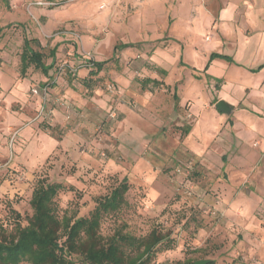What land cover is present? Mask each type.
Wrapping results in <instances>:
<instances>
[{"label": "rangeland", "instance_id": "1", "mask_svg": "<svg viewBox=\"0 0 264 264\" xmlns=\"http://www.w3.org/2000/svg\"><path fill=\"white\" fill-rule=\"evenodd\" d=\"M225 3L255 2L0 1V232L28 223L38 180L61 184L58 212L78 218L127 178L125 205L102 220L105 238L158 228L175 246L151 264H264V120L240 139L230 116L190 143L193 99L181 108L174 97L189 72L182 61L204 62L189 48L182 60L181 48ZM33 48L48 72L27 58ZM151 76L160 83L143 88Z\"/></svg>", "mask_w": 264, "mask_h": 264}, {"label": "crops", "instance_id": "2", "mask_svg": "<svg viewBox=\"0 0 264 264\" xmlns=\"http://www.w3.org/2000/svg\"><path fill=\"white\" fill-rule=\"evenodd\" d=\"M254 2L246 5L243 10L237 4L225 3L219 10V20H212L206 26L197 25L193 39L195 41L181 48V59H186L189 48L204 61L202 67L193 66L190 59L187 63L182 61V66L188 67L186 69L189 72H182L180 75L182 91L180 89L178 93L179 88L175 86L174 97L176 100L180 99L181 108L186 106L189 99H193L189 110L195 116V121L184 132L190 137V143L195 136L204 138L206 133L215 134L221 121H227L230 116L236 117L232 127H235V134L240 139L251 124L261 125L264 120L261 113L264 109V0ZM241 12L244 13L245 20L239 23L235 20L240 17ZM207 33L213 35V39L208 42L204 39ZM213 54L225 55L231 60L212 58ZM206 62L208 65H205ZM126 74L129 76L127 72ZM160 80L157 76H151L142 80L141 85L146 88L149 83L157 85ZM168 83L170 82L166 80V84ZM184 89H190L188 92L191 93L183 95L181 92ZM214 100L215 107L212 108L209 103ZM219 101L226 102L231 113L218 110L216 104Z\"/></svg>", "mask_w": 264, "mask_h": 264}, {"label": "trees", "instance_id": "3", "mask_svg": "<svg viewBox=\"0 0 264 264\" xmlns=\"http://www.w3.org/2000/svg\"><path fill=\"white\" fill-rule=\"evenodd\" d=\"M9 6V0H0ZM32 41L37 42L35 38ZM29 40H27V43ZM131 44H125L130 46ZM27 57L45 72L44 55L34 48ZM231 60L228 56L213 54ZM101 69V63H94ZM130 185L124 178L110 193L97 198L89 216L73 218L60 215L56 205L62 185L38 180L31 199L32 215L26 225L18 224L13 232H0V264H77L73 255L79 254L87 264H151L159 249H172L171 240L163 230L154 228L147 235L137 236L123 229L105 238L101 232L105 215L125 205ZM178 264H196L187 259ZM205 264H213L209 260Z\"/></svg>", "mask_w": 264, "mask_h": 264}, {"label": "water", "instance_id": "4", "mask_svg": "<svg viewBox=\"0 0 264 264\" xmlns=\"http://www.w3.org/2000/svg\"><path fill=\"white\" fill-rule=\"evenodd\" d=\"M216 107H217V109L218 110H220L221 112H224V113H227V114H229V113H231V108L226 104V102H224V101H219L217 104H216ZM209 260H206V259H204V260H198V261H196V264H205V263H207Z\"/></svg>", "mask_w": 264, "mask_h": 264}, {"label": "built area", "instance_id": "5", "mask_svg": "<svg viewBox=\"0 0 264 264\" xmlns=\"http://www.w3.org/2000/svg\"><path fill=\"white\" fill-rule=\"evenodd\" d=\"M74 75H75V73H74ZM34 91L37 92V89H34Z\"/></svg>", "mask_w": 264, "mask_h": 264}]
</instances>
